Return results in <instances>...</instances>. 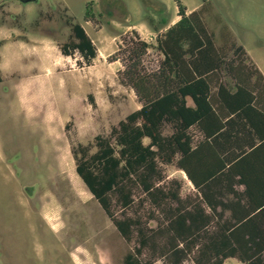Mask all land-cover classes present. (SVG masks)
<instances>
[{"label":"trees","instance_id":"1","mask_svg":"<svg viewBox=\"0 0 264 264\" xmlns=\"http://www.w3.org/2000/svg\"><path fill=\"white\" fill-rule=\"evenodd\" d=\"M176 2L173 23L148 17L160 54L155 67L145 64L150 43L134 28L110 56L121 62L118 79L140 105L108 134L71 145L75 171L122 237L135 233L123 264L157 257L182 264L188 256L194 264L228 257L264 264V205L256 203L255 188L264 152V75L225 23L216 44L202 9ZM64 21L69 31L56 42L59 50L90 64L98 54L93 39L73 16ZM167 164L185 172L193 193L182 196L175 179L164 183ZM136 191L138 204L161 212L156 226L127 212ZM144 248L149 257L142 259Z\"/></svg>","mask_w":264,"mask_h":264},{"label":"rangeland","instance_id":"2","mask_svg":"<svg viewBox=\"0 0 264 264\" xmlns=\"http://www.w3.org/2000/svg\"><path fill=\"white\" fill-rule=\"evenodd\" d=\"M180 2L202 9L216 44L225 23L264 72V0ZM176 3L0 0V26L21 46L0 60V264H123L124 253L137 244L135 233L122 237L76 173L71 145L108 134L139 107L133 89L118 79L121 62L110 56L134 28L150 43L145 64L155 67L160 54L148 17L176 20ZM67 15L81 22L98 49L90 64L79 65L78 53L58 48L69 31ZM164 170L165 184L175 179L182 195L192 191L182 170L173 164ZM138 196L127 212L156 226L161 212L147 201L138 204ZM140 257L148 258L149 249ZM182 264L194 262L188 256ZM223 264L246 263L228 257Z\"/></svg>","mask_w":264,"mask_h":264},{"label":"crops","instance_id":"3","mask_svg":"<svg viewBox=\"0 0 264 264\" xmlns=\"http://www.w3.org/2000/svg\"><path fill=\"white\" fill-rule=\"evenodd\" d=\"M191 9L192 8H189L187 10L189 11ZM174 21L175 20L169 18V24L173 23ZM128 27H130V26H128ZM0 39H6V41H4L0 45V60H5L6 58H9L6 54H8V52L12 48L16 49V53L21 52V48H20L21 46H19L18 42L16 43L13 40H9L8 39L7 30H5L3 26H0ZM219 42H220V40H219ZM245 50H246V48H245ZM246 52H247L248 56L251 58V60L256 64V66L260 69V71L264 75V72L262 71V69L260 68L258 63L255 61V59L248 53L247 50H246ZM226 77L229 78L230 76L227 75ZM259 157H260L261 160L259 159L260 163L257 166V170H256V172H257V180L255 182V188L257 190L256 203L264 205V201H261V199L264 197V152H261ZM180 170H182V169H180ZM183 173L185 174L184 171H183ZM185 176H186V174H185ZM186 178H187V176H186ZM187 181H188V183L190 185V189L192 190L191 192H188V193H193L195 191V188H194L193 184L190 182V180L188 178H187ZM239 188H243V184H241L239 186ZM180 194H181V191H180ZM182 196H184V195H182Z\"/></svg>","mask_w":264,"mask_h":264}]
</instances>
